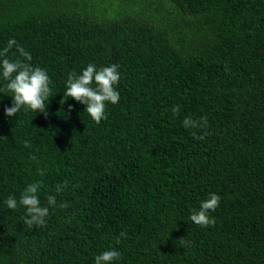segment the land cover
Instances as JSON below:
<instances>
[{"label": "trees", "instance_id": "obj_1", "mask_svg": "<svg viewBox=\"0 0 264 264\" xmlns=\"http://www.w3.org/2000/svg\"><path fill=\"white\" fill-rule=\"evenodd\" d=\"M9 39L53 96L47 117H7L0 77V264H94L112 248L113 264H264V0H0V50ZM89 63L119 65L99 124L64 96ZM36 181L56 204L29 227L19 199ZM209 193L205 228L189 217Z\"/></svg>", "mask_w": 264, "mask_h": 264}, {"label": "clouds", "instance_id": "obj_2", "mask_svg": "<svg viewBox=\"0 0 264 264\" xmlns=\"http://www.w3.org/2000/svg\"><path fill=\"white\" fill-rule=\"evenodd\" d=\"M15 46L18 58L9 59L10 50ZM16 53H13L15 56ZM31 54L23 47L19 46L15 39H9L7 46L0 50V77L6 81V89L11 93V107L4 108V114L7 117H15L22 108H27L33 112L43 113L47 117V105L50 97L53 96L51 79L46 70L33 66L30 62ZM119 65H111L98 68L94 63H89L80 74L75 71L69 72L66 80V91L64 96L72 98L80 104L85 105L84 111L91 119L99 124L106 119V102L117 104L120 100V94L116 90V85L120 80ZM95 84V87H93ZM66 100V99H65ZM64 102V101H63ZM72 106H68L71 111ZM173 116L180 112V106L175 105L171 108ZM182 126L185 128H203L207 129L208 121L206 117H200L198 120L186 116L182 120ZM209 133L205 131L203 135L194 138L203 139L204 135ZM5 137H0V139ZM29 142H25V147H29ZM34 158V157H33ZM44 174L43 170L40 172ZM66 183L58 184L56 192L60 193L66 187ZM42 185L40 181L28 184L20 195L19 204L25 208L24 223L29 227L33 225L44 226L46 218L49 216V208L55 206L56 197L49 195L46 197L47 206L41 204L38 193ZM221 197L216 193H209L206 200L200 203L199 209H193L189 219L198 226L209 227L215 224V217L210 216V212L215 211L220 203ZM9 209L17 208V200L14 196H9L5 201ZM61 208L68 207L67 202L60 203ZM121 237L126 233L121 232ZM184 243L183 237L180 238ZM119 243V240H117ZM121 257V252L112 248L105 250L95 256L94 264H113Z\"/></svg>", "mask_w": 264, "mask_h": 264}]
</instances>
